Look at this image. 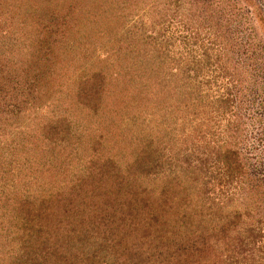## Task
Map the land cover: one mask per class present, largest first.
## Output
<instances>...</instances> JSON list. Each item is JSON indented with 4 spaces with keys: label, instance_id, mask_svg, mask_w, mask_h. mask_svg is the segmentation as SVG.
Masks as SVG:
<instances>
[{
    "label": "trees",
    "instance_id": "16d2710c",
    "mask_svg": "<svg viewBox=\"0 0 264 264\" xmlns=\"http://www.w3.org/2000/svg\"><path fill=\"white\" fill-rule=\"evenodd\" d=\"M34 1L28 10H0V264H264V251L246 254L260 239L253 218L264 217L257 172L264 146L251 164L239 129L253 118L264 137V0H184L185 28L197 22L186 36L197 54L191 68L134 45L123 52L130 60L122 68L127 74L137 66L139 84L122 98L110 85L105 90L101 70L68 85L50 72L63 56L59 47L66 57L71 49L82 53L69 41L76 27L102 25L106 14L109 26L126 22L120 8L127 0H103L106 9L84 12L79 25L64 22L62 34L51 8L40 9L53 0ZM163 32L154 39L159 47ZM43 81L51 91L65 87L68 107L36 121L27 107L39 95L29 89ZM211 82L230 87L210 94ZM229 109L233 122L219 138L202 117L222 120ZM203 130L210 136L205 150L213 149L224 177L240 185L238 197H211L203 169L172 163V153ZM246 196L261 205L247 210Z\"/></svg>",
    "mask_w": 264,
    "mask_h": 264
},
{
    "label": "rangeland",
    "instance_id": "374dc122",
    "mask_svg": "<svg viewBox=\"0 0 264 264\" xmlns=\"http://www.w3.org/2000/svg\"><path fill=\"white\" fill-rule=\"evenodd\" d=\"M21 1L22 3L18 0H0V10H3V8H5V10H28V7L30 8L35 5L34 3H36L34 0ZM73 1L74 0H53V2L48 4L44 1L40 4V9L45 12V9L49 6L54 14L55 20L58 19L60 21L59 23L57 21L54 22L58 24V30L60 31L59 34L63 32L62 30H65L66 32L68 31L65 27V23L70 19L74 18V21L71 23L74 22V24L79 25V23H77V19L80 18L84 12H88L92 9L102 10V7L106 9V7L103 6V0H82V4L79 7L72 9L68 5ZM177 1L180 2L179 6H177ZM63 3H66L67 7H64ZM22 4H24V6ZM120 10H124L123 13L129 16V18L126 19V22L122 24L117 23L113 26H109L110 23L108 21H110V16L106 14L103 18L107 22H104L102 25L98 23L94 27L91 26V28H85L83 26L76 27L78 29L72 33L71 37L73 38L69 36L71 38L69 41L72 46H76L75 43L79 42V50L82 51L83 54L80 53L78 49L76 51L71 49L70 56L66 57L65 53L69 51L62 50L61 47L63 46L59 47L57 49V53H61L63 56H58L57 54V63H54L53 66L54 72H50L52 78L65 79L67 81L66 84L68 85L71 82H77V79L79 78H86L89 73L99 72V70H101L107 78L104 84V87L106 88L105 90L107 92H109V89L112 90V88L109 87L110 85L113 87L115 97H127L130 93H132L131 88L135 87L136 84H139L137 76L141 71L137 69V66L134 68L131 66L128 67L129 72L126 74L122 66H127L129 64L128 61L130 60V55L128 57L127 55L123 57L122 54L123 52L133 48L134 45H136V47H145L149 45L155 47V49L163 56H165L164 53H169L168 55L174 57L176 60L183 58L184 63H186L181 64L183 65V68L185 70H189L191 68V64L188 60L191 61L193 56H197V54L194 52L191 53L190 44L192 43L190 42L191 40L187 42L186 36H188L187 34H190V32L192 33L190 29L197 25V22L196 20H192L189 23V27L185 28L184 23L187 21V18L184 21L181 18L184 13L189 15L190 11L189 5H187L184 0H127V3H123V7H121ZM48 12H50V10ZM114 26L116 30L111 31V27ZM198 28L201 29L200 27ZM159 29H162L165 32H163L165 36L163 38L164 44H162V47H159L158 43L154 42V39L160 40L157 37ZM91 30H93V32L96 31L97 35L95 37H91ZM84 50L86 52H84ZM195 58L197 59L198 57ZM113 73L114 77L112 76ZM117 73H119V75H117ZM190 73H193V71L191 70ZM229 87L230 86L228 84L223 85L220 83L215 86L212 82L207 85V89L210 94H213L215 89L223 92ZM209 88H211L212 91L209 90ZM29 90H31L33 94L38 93L39 95V97L36 96L33 99V101H35V105L27 107L29 110L35 112L37 116L36 121H38V118L42 116L43 112H51L52 114L55 111L56 114L63 115L65 108L68 107V99L65 97L66 94L63 93V91L66 90L64 86L63 89L60 88V90H58L56 85H53V91H51L48 88V83L43 81L39 86L32 89L30 88ZM114 96L108 97V95H106V98L108 99L107 102L110 101L112 104H116V102L118 103V100ZM69 110L72 113L71 117H77L73 109ZM232 110L234 111V109ZM177 114L178 112L176 111L174 115ZM23 115L25 116L27 114L24 112ZM233 117L234 114L231 109H229L228 112L225 113L222 120L217 119L210 122L204 116L202 119L207 121V123L209 122V126L214 129L220 138L226 130L225 125L230 119L232 121ZM24 120L26 123L28 122V119ZM254 121L255 120L253 118H247V120H245L246 124H243V121H240L243 126H241L242 128L239 127L243 134L241 135V139L245 141L247 157H249L251 164H255L256 161H258L259 152H261L262 149L261 144L264 146V137L259 135L260 126H256ZM37 123L38 122H36V124ZM37 125L36 128H38ZM201 133V137H197L192 143L185 144L184 148L180 149L178 155L172 153V157H170L173 159L172 163H174V165L176 163L183 166L185 165L186 168H188V166H194L197 169H203V173L206 174L208 178L206 188L208 189V194L211 197H219L220 199L232 195L234 197H238L242 194L240 185L237 186L235 183L231 184L227 181V178L224 177L219 166H216V160L214 157L215 153L213 149L205 150V147L207 148L206 141L210 137L207 136L209 134H206L207 132L204 130ZM234 134L239 137L241 133L238 130L235 131ZM224 138H226V136ZM254 148L256 149L254 150ZM185 155H188L189 157H185ZM263 169V167H261V169L257 167V172H261L262 179H264ZM246 185L249 184L247 183ZM262 185L264 186V183ZM248 187L252 188L250 186ZM262 191H264V188ZM246 197L248 198L247 201H249V203H246L245 205L247 210L254 204L255 206L261 205L260 203H256V201L253 202L254 198L252 199L250 196ZM224 204L225 203H221L220 206ZM234 207L236 208V206ZM238 207L239 206H237V208ZM259 210L262 211V208H259ZM262 216L263 214L261 213L260 216H255L253 218V223L260 229L259 235H257L259 232L258 230L255 232V237H260V239L255 246L254 243H249L247 245V258H249L248 256L252 254L255 249L257 253L260 252V250L264 251V217ZM244 220L245 219H243V221ZM251 226L253 225L247 224L246 220V227ZM261 236L263 237L261 238Z\"/></svg>",
    "mask_w": 264,
    "mask_h": 264
}]
</instances>
